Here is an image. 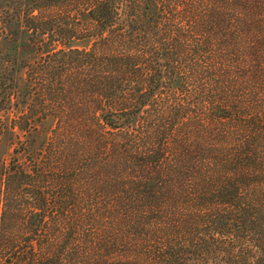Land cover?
I'll list each match as a JSON object with an SVG mask.
<instances>
[{"label": "trees", "instance_id": "1", "mask_svg": "<svg viewBox=\"0 0 264 264\" xmlns=\"http://www.w3.org/2000/svg\"><path fill=\"white\" fill-rule=\"evenodd\" d=\"M0 264H264V0H0Z\"/></svg>", "mask_w": 264, "mask_h": 264}]
</instances>
